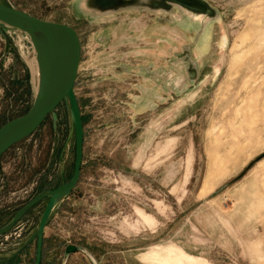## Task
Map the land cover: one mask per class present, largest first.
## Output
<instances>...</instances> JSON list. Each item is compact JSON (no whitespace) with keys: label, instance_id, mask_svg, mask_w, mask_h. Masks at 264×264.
Wrapping results in <instances>:
<instances>
[{"label":"rangeland","instance_id":"374dc122","mask_svg":"<svg viewBox=\"0 0 264 264\" xmlns=\"http://www.w3.org/2000/svg\"><path fill=\"white\" fill-rule=\"evenodd\" d=\"M1 1L71 25L82 43V174L47 228L51 264H264V0H204L210 12L174 0ZM38 37L0 24V127L36 99ZM74 162L65 101L1 156L0 228ZM45 205L0 236V264H14ZM36 241L15 264H35ZM68 244L86 251L66 257Z\"/></svg>","mask_w":264,"mask_h":264},{"label":"water","instance_id":"95a60500","mask_svg":"<svg viewBox=\"0 0 264 264\" xmlns=\"http://www.w3.org/2000/svg\"><path fill=\"white\" fill-rule=\"evenodd\" d=\"M104 1L111 3V0ZM174 1L203 11H212L204 0ZM0 24L27 30L32 34L33 40L36 36L42 35L48 39V42L53 47L57 38L62 47V65L56 72L53 81H48V69L52 64V54L49 51L48 58H42L40 68L42 83L34 103L25 114L5 122L0 127L1 158L15 144L32 135L63 102H68L70 106L75 133V162L71 179L61 183L54 189H46L39 192L23 205L5 226L0 228V235L7 233L32 207L41 200L49 198L36 232L25 241L24 245L16 253L8 257V259L15 258L18 253L36 239L35 264H42L45 230L52 212L76 188L82 174L85 126L76 93V82L82 59V43L78 31L71 25L40 18L1 0ZM81 250L86 251L80 245L68 244L65 248V256L68 257L71 253Z\"/></svg>","mask_w":264,"mask_h":264},{"label":"bare ground","instance_id":"6f19581e","mask_svg":"<svg viewBox=\"0 0 264 264\" xmlns=\"http://www.w3.org/2000/svg\"><path fill=\"white\" fill-rule=\"evenodd\" d=\"M126 1V0H124ZM116 2V0H115ZM122 2V1H121ZM130 2V1H129ZM118 3V2H117ZM120 3V1H119ZM39 37L36 38V46H37V57H33L31 59L30 64L33 69V83L35 85V88L37 92L41 88V83H42V75L40 72L41 68V63H42V58H48L49 56V51L52 54V64L50 65L48 69V81L54 79L56 72L60 69L61 63H62V47L56 38L55 46H51L50 43L48 42V39L42 35H38ZM40 54V56H39ZM44 55V56H43ZM45 59V60H46Z\"/></svg>","mask_w":264,"mask_h":264},{"label":"crops","instance_id":"0c3cea01","mask_svg":"<svg viewBox=\"0 0 264 264\" xmlns=\"http://www.w3.org/2000/svg\"><path fill=\"white\" fill-rule=\"evenodd\" d=\"M60 205V204H59ZM59 205H57L56 207H55V209L53 210V212H52V215H51V217H50V219H49V222H48V224H47V227H46V230H45V236H44V243H45V252H44V257H43V259L45 260L44 261V263L45 264H51V262L52 261H50V259H49V253H50V250L51 249H53V242H52V237H49L48 235H47V228L49 227V224H50V222H51V220H53L54 218H55V215H56V213L60 210V206ZM59 206V207H58ZM54 239H56L55 237H54ZM58 248H59V250L61 251V248L63 247V245H64V242H62V241H58ZM75 245H77V244H75ZM66 246L67 245H65V248H66ZM85 247V246H84ZM86 248V247H85ZM81 251H83V250H81ZM80 252V251H79ZM64 253H65V250H64ZM72 256V255H71ZM70 256V257H71ZM21 258V257H20ZM22 260V259H21ZM16 262H17V259H16Z\"/></svg>","mask_w":264,"mask_h":264},{"label":"flooded vegetation","instance_id":"af4514ba","mask_svg":"<svg viewBox=\"0 0 264 264\" xmlns=\"http://www.w3.org/2000/svg\"><path fill=\"white\" fill-rule=\"evenodd\" d=\"M70 179H71V178H70ZM70 179H68L67 181H69ZM67 181H66V182H67ZM60 184H61V183H60ZM60 184H59V185H60ZM59 185H57V186H59ZM57 186H55V187H49L48 189H54V188H56ZM42 187H43V186H42ZM42 187H41V190H39V191L37 192V194H38L39 192L43 191V189L46 188V187H45V188H42ZM37 194H34L33 196L31 195V198H28L27 202H28L30 199H32V198H33L35 195H37ZM48 199H49V198H45V199L41 200L39 203H37L36 205L40 204L41 202H46V204H47ZM27 202H26V203H27ZM26 203H25V204H26ZM36 205H35V206H36ZM35 206H34V207H35ZM45 206H46V205H45ZM32 208H33V207H32ZM32 208H31V209H32ZM31 209H30V210H31ZM44 209H45V208H44ZM18 210H19V209H18ZM43 211H44V210H43ZM15 213H16V211H15ZM28 213H29V211H28V212H27V213H26V214H25V215H24V216H23V217H22V218H21V219H20V220H19V221H18V222L12 227V228H11V230H9L7 233L2 234V235H0V236L6 235V234L11 233V232H13V231L16 232V228H17L18 224H19V223L21 224V223L23 222V218L27 217V216H28ZM14 215H15V214H14ZM14 215H13V216H14ZM13 216L11 217V219L13 218ZM41 216H42V215H41ZM11 219H10V220H11ZM23 228H24V227H23ZM23 228L20 230V236H21V239H23V238L25 237V235H24V231H23ZM16 233H17V232H16ZM22 237H23V238H22ZM21 239H20V240H21Z\"/></svg>","mask_w":264,"mask_h":264},{"label":"trees","instance_id":"16d2710c","mask_svg":"<svg viewBox=\"0 0 264 264\" xmlns=\"http://www.w3.org/2000/svg\"><path fill=\"white\" fill-rule=\"evenodd\" d=\"M29 78V72L27 71V73H26V79H28ZM83 121H84V124L86 123V121H87V118L85 117V116H83ZM45 241V240H44ZM44 252H45V243H44V249H43V257H44ZM44 259L42 258V264H45L44 263ZM10 262H12V263H16V258H13Z\"/></svg>","mask_w":264,"mask_h":264}]
</instances>
